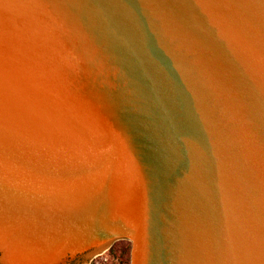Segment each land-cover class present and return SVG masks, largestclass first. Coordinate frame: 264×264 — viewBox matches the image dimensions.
<instances>
[{"label": "water", "instance_id": "1", "mask_svg": "<svg viewBox=\"0 0 264 264\" xmlns=\"http://www.w3.org/2000/svg\"><path fill=\"white\" fill-rule=\"evenodd\" d=\"M264 264V0H0V264Z\"/></svg>", "mask_w": 264, "mask_h": 264}, {"label": "trees", "instance_id": "2", "mask_svg": "<svg viewBox=\"0 0 264 264\" xmlns=\"http://www.w3.org/2000/svg\"><path fill=\"white\" fill-rule=\"evenodd\" d=\"M109 255L113 257H119L121 262L125 264L131 263V243L119 242L115 244L109 251Z\"/></svg>", "mask_w": 264, "mask_h": 264}, {"label": "rangeland", "instance_id": "3", "mask_svg": "<svg viewBox=\"0 0 264 264\" xmlns=\"http://www.w3.org/2000/svg\"><path fill=\"white\" fill-rule=\"evenodd\" d=\"M119 242H123V241H119ZM119 242L114 243L113 246ZM125 242H128V241H125ZM110 249L102 253L100 256H96L95 258H93L89 264H125L124 262H121L118 256L117 257L110 256L109 255Z\"/></svg>", "mask_w": 264, "mask_h": 264}]
</instances>
